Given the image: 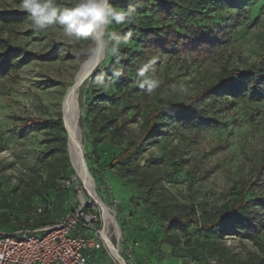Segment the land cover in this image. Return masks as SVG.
I'll list each match as a JSON object with an SVG mask.
<instances>
[{
  "label": "rangeland",
  "instance_id": "rangeland-1",
  "mask_svg": "<svg viewBox=\"0 0 264 264\" xmlns=\"http://www.w3.org/2000/svg\"><path fill=\"white\" fill-rule=\"evenodd\" d=\"M198 1L208 14L194 27L204 32L185 34L177 46L164 45L171 50L160 48L163 54L145 76L140 74L145 55L129 61L131 67L118 80L109 71L113 48H136L126 33L128 25L136 24V14L131 24L113 22L103 29L104 59L78 89L83 159L97 196L114 213L119 234L136 244L134 257L140 264H190V258L192 264H205L202 252L220 264H264V226L252 235L230 228L222 239L192 228L172 231L169 236L179 240L173 250L159 241L165 217L183 214L191 204L205 206L213 215L231 203L237 185L248 182L254 192L247 197L260 201L264 224V170H259L264 164V85L257 98L223 93L217 102L210 101L207 129L186 123L166 129L144 148L138 171L108 166L139 136L149 111L191 98L227 72L245 73L264 61V0ZM56 2L71 7L75 0ZM110 3L121 10L130 6L126 0ZM19 4L0 0V16L10 19L0 20V37L37 56L0 76V232L37 231L80 207L89 224L101 231V210L72 169L62 117L65 95L80 65L94 52L95 41L81 37L69 43L59 26L36 31ZM145 77L159 80V86L149 91ZM241 83L236 81L235 88ZM243 86L249 88L248 83ZM97 112L115 115L117 123L94 145L99 136H93L91 120ZM33 119L40 122L28 125ZM50 198L51 212L37 216L36 203ZM107 235L116 246L112 227Z\"/></svg>",
  "mask_w": 264,
  "mask_h": 264
},
{
  "label": "trees",
  "instance_id": "trees-1",
  "mask_svg": "<svg viewBox=\"0 0 264 264\" xmlns=\"http://www.w3.org/2000/svg\"><path fill=\"white\" fill-rule=\"evenodd\" d=\"M126 2L130 4L129 7L135 9L137 16L136 24L126 27V33L131 36L130 39L134 42L136 48L126 49L120 44L115 47L114 57L109 62V71L114 80L121 78L126 67H131L132 64H128L129 61L135 58L141 59L145 55L146 58H144V64L141 65L140 70L142 71L146 65L150 68L163 54L159 50L160 48H162L161 50H171L164 45L177 46L178 40L184 37L185 34L204 32L202 30L204 28L194 27L198 20H203L208 14V7L202 1L126 0ZM0 20L10 21V19L4 20L2 15ZM149 39H154V44L150 45ZM35 56L37 55L25 53L20 49L9 46L7 41L0 37V76L5 75L22 62L32 60ZM234 81L242 82L239 90L235 88ZM247 83L249 88L245 90L243 85ZM263 85L264 61L260 62V65L253 66L250 71L245 73L227 72L225 77L216 84L203 88L191 98L178 103H166L152 109L143 118L142 131L139 136L127 148L121 149L116 156L112 157L108 165L109 168L119 166L120 171H138L137 161L144 148L162 137L166 129L175 124L184 123L192 129H207L211 126V121L206 114L207 104H210V101L212 103L217 102L223 93L233 96H243L248 93L249 98H257L263 91ZM38 122L40 121L35 119L29 120L28 125L34 126ZM116 123L117 117L113 114L93 113L91 131L93 136H99V138H94L93 144L96 145L108 130L115 127ZM59 126L63 127L62 122L59 123ZM259 170H264V164L260 166ZM146 190L150 193L151 185H146ZM237 190L231 203L214 212L213 215L208 214L205 206L197 207L191 204L184 210L183 214L165 217L159 241L173 250L179 240L177 237H170L169 234L176 230L186 232L189 228H192L197 233L203 232L207 236H213L217 239H222L232 232L230 228L236 232L235 234L252 235L254 232L260 231L264 226L258 212L260 201L254 199V197H247V193L252 194L254 192L252 182L237 185ZM48 202L51 203L50 209L37 216L43 217L46 213L51 212L53 199L41 201L43 204ZM70 211L72 210H66L62 219ZM60 222H49L47 225L41 224L42 227H37L36 230ZM173 239L175 243H173ZM204 243L201 245L203 248H205ZM204 254L202 252V255ZM135 260L137 264H140L137 259Z\"/></svg>",
  "mask_w": 264,
  "mask_h": 264
},
{
  "label": "built area",
  "instance_id": "built-area-1",
  "mask_svg": "<svg viewBox=\"0 0 264 264\" xmlns=\"http://www.w3.org/2000/svg\"><path fill=\"white\" fill-rule=\"evenodd\" d=\"M50 207V202H38L35 214L40 215ZM101 222V231L94 229L80 207L68 212L56 225L37 231L20 229L12 234L0 233V264H89V255L96 252H103L110 264H137L134 257L136 244L119 234L115 256L107 232L106 237L101 234L105 226L103 218ZM84 231L90 233L85 235ZM203 260L205 264H220L216 258L205 254ZM186 262L192 264L193 260L186 259Z\"/></svg>",
  "mask_w": 264,
  "mask_h": 264
},
{
  "label": "clouds",
  "instance_id": "clouds-1",
  "mask_svg": "<svg viewBox=\"0 0 264 264\" xmlns=\"http://www.w3.org/2000/svg\"><path fill=\"white\" fill-rule=\"evenodd\" d=\"M18 7L29 14L34 30L59 26L69 43L73 38L81 37H91L93 41H98L107 25L113 22L131 24L135 16L133 7L117 9L110 0H75L71 7L60 5L56 0H20ZM148 70L149 66L146 65L141 76H145ZM144 84L152 91L159 86L160 81L145 77Z\"/></svg>",
  "mask_w": 264,
  "mask_h": 264
},
{
  "label": "bare ground",
  "instance_id": "bare-ground-1",
  "mask_svg": "<svg viewBox=\"0 0 264 264\" xmlns=\"http://www.w3.org/2000/svg\"><path fill=\"white\" fill-rule=\"evenodd\" d=\"M103 49H104V39H103V30H102V35L100 36V39L98 41H95V50L90 55L91 59L81 70L79 74V78L80 77L82 78V76L85 75L89 67L102 57ZM80 85L81 84L77 85L76 87H73V83H72L62 103L63 104L62 117L64 122V129L68 139V154L71 160L72 169L74 170L77 178L83 184L85 191L91 196L90 198L96 201L98 207L101 210V215L105 223L104 230L101 233L102 236L104 237L106 235L107 229L109 227H112L115 231L116 236L118 237L119 230H118V226L115 223L114 213L106 205H104L97 196L94 187L92 185L91 177L87 170L86 163L83 159V149L80 141L81 133L78 125L79 107L77 102L78 89ZM111 213L113 214V216ZM109 246L112 250V253L115 256H117V247L115 246V244L110 242Z\"/></svg>",
  "mask_w": 264,
  "mask_h": 264
},
{
  "label": "water",
  "instance_id": "water-1",
  "mask_svg": "<svg viewBox=\"0 0 264 264\" xmlns=\"http://www.w3.org/2000/svg\"><path fill=\"white\" fill-rule=\"evenodd\" d=\"M91 59V56L88 57L87 60H85L79 67L78 69V72L76 73L75 77H74V80H73V87H76L77 85L79 84H82V82L88 77V75L97 67V65H99L100 62L103 61L104 59V49H103V54H102V57L100 59H98L93 65H91L89 67V69L86 71L85 75L82 76V78L80 77L79 78V74L81 72V70L84 68V66L89 62V60ZM71 162V160H70ZM93 201L96 203V201L93 199Z\"/></svg>",
  "mask_w": 264,
  "mask_h": 264
},
{
  "label": "crops",
  "instance_id": "crops-1",
  "mask_svg": "<svg viewBox=\"0 0 264 264\" xmlns=\"http://www.w3.org/2000/svg\"><path fill=\"white\" fill-rule=\"evenodd\" d=\"M89 264H110V263L108 262L103 252H96V253H91L89 255Z\"/></svg>",
  "mask_w": 264,
  "mask_h": 264
}]
</instances>
